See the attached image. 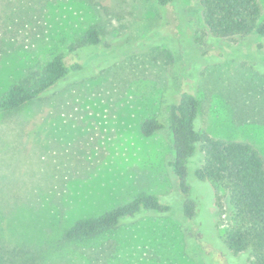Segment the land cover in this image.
<instances>
[{
    "label": "rangeland",
    "instance_id": "obj_1",
    "mask_svg": "<svg viewBox=\"0 0 264 264\" xmlns=\"http://www.w3.org/2000/svg\"><path fill=\"white\" fill-rule=\"evenodd\" d=\"M177 15L159 0H0V96L42 75L56 55L85 65L0 113V264H251L220 250L227 218L217 213L225 209L184 218L169 121L174 96L193 91L201 130L248 141L264 158V37L211 40L195 13L185 30ZM91 26L102 36L95 47L84 44ZM152 116L166 127L147 137L141 124ZM141 192L174 210L61 241L76 220Z\"/></svg>",
    "mask_w": 264,
    "mask_h": 264
},
{
    "label": "trees",
    "instance_id": "obj_2",
    "mask_svg": "<svg viewBox=\"0 0 264 264\" xmlns=\"http://www.w3.org/2000/svg\"><path fill=\"white\" fill-rule=\"evenodd\" d=\"M159 2L164 9L170 3L175 5L179 23L184 21L186 25L183 30L187 28L188 13H195L201 29L211 40H240L252 34L264 37V15L259 0H195L193 5L186 0ZM189 34L186 32L185 38ZM101 41L98 27L87 29L84 44L95 47ZM84 67L79 61L69 64L63 55H56L46 64L42 75L26 78L1 94L0 113L20 109L39 99ZM174 98L169 121L174 158L169 165L179 188V207L184 218L195 221L201 209L210 212L211 208L215 210L207 213L215 217L216 209H225L217 213L227 218L225 229L221 235L217 233L224 243L220 250L232 254V259L244 257L251 264H264L263 156L248 141L217 138L201 130V101L195 92L184 90ZM165 127L160 116H152L142 122L141 132L150 137ZM197 160L200 162L195 164ZM174 208L173 202L163 201L157 194L141 192L101 214L76 220L64 231L61 241L92 239L117 229L126 218L146 211L166 215ZM10 254L18 257L20 251ZM23 263L30 262L24 259Z\"/></svg>",
    "mask_w": 264,
    "mask_h": 264
}]
</instances>
